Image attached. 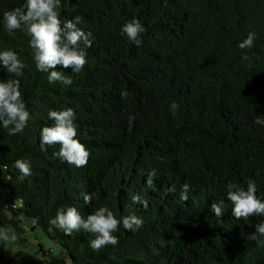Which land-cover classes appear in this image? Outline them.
<instances>
[{
  "label": "trees",
  "instance_id": "obj_1",
  "mask_svg": "<svg viewBox=\"0 0 264 264\" xmlns=\"http://www.w3.org/2000/svg\"><path fill=\"white\" fill-rule=\"evenodd\" d=\"M25 2L0 0V51L27 65L19 77L0 65V81L20 80L30 113L23 132L0 126V229L23 232L30 220L68 264H264V237L247 239L264 216L238 220L227 199L229 182L247 189L251 180L264 202V126L254 123L264 119V0H61V21L79 17L93 40L80 73L54 69L73 78L70 86L36 69L26 29H5L3 13ZM134 18L146 29L140 46L121 33ZM250 32L253 48L240 49ZM69 107L90 152L84 168L54 156L58 144L41 149L42 128L55 123L49 111ZM18 159L30 161L31 176L21 178ZM221 201L217 217L211 205ZM72 206L85 219L107 206L143 225L121 223L118 244L94 251L93 233L66 235L50 223ZM0 264L13 262L0 251Z\"/></svg>",
  "mask_w": 264,
  "mask_h": 264
},
{
  "label": "clouds",
  "instance_id": "obj_2",
  "mask_svg": "<svg viewBox=\"0 0 264 264\" xmlns=\"http://www.w3.org/2000/svg\"><path fill=\"white\" fill-rule=\"evenodd\" d=\"M60 3L61 0H26L23 7L5 11L3 23L8 33L22 28L26 29L30 37V47L33 49L32 55L36 69L40 72L51 70L48 76L49 83L59 81L63 85L70 86L73 84V78L54 69L59 65L64 69L70 68L73 73H80L87 63L86 49L92 46L93 40L90 31L85 32L77 26L80 22L79 17H76L75 21H61L56 10ZM145 31L144 25L135 18L123 24L121 28L122 35L136 46L142 44L141 35ZM256 38V33L250 32L247 38L238 45L239 48L242 50L253 48ZM243 59H248V57L245 55ZM0 65L16 77L21 76L23 69L27 67L13 50L0 51ZM20 87L18 78L9 79L6 82L0 81V126L7 129L9 135L23 132L30 119V113L21 98ZM121 96L127 98L128 91L122 90ZM178 108V103L171 104L173 112ZM48 117L55 123L53 126L42 128L41 149L46 150L45 146L51 147L58 144L60 148L59 151L53 153L54 156L77 168L87 167L90 152L77 138L75 111L70 107L64 110H51ZM129 120H134V116H130ZM254 123L264 126V119L257 117ZM15 167L19 169L21 178L32 175L31 163L28 160H16ZM189 188L187 183L182 186L181 199L183 201L189 198L187 195ZM172 190H175L174 187ZM256 192V184L251 180L248 181L247 189L238 184L228 183L227 199L233 205L232 215L236 219L248 220L252 216H264V202L257 198ZM92 199L91 195H84L85 203L90 204ZM132 200L133 203H145L139 196H134ZM211 210L217 217H220L224 212L223 201L212 203ZM50 223L62 229L66 235L80 231L93 233L95 239L90 241L89 246L94 251H100L102 248L118 244V237L113 233L119 230L121 223L127 230H136L142 227L143 220L136 215L118 219L107 206L99 207L85 219L80 211L72 206L66 210L59 209ZM261 237H264V223L256 224L255 231L250 233L247 239L259 242ZM15 240V234L10 235L6 228L0 229V242L6 244Z\"/></svg>",
  "mask_w": 264,
  "mask_h": 264
},
{
  "label": "rangeland",
  "instance_id": "obj_3",
  "mask_svg": "<svg viewBox=\"0 0 264 264\" xmlns=\"http://www.w3.org/2000/svg\"><path fill=\"white\" fill-rule=\"evenodd\" d=\"M5 196L4 189L0 187V207L5 205ZM23 226V232L6 228L10 235L15 234L16 240L6 244L0 242V251L13 264H68V258L62 250L39 226L32 228L30 220Z\"/></svg>",
  "mask_w": 264,
  "mask_h": 264
}]
</instances>
